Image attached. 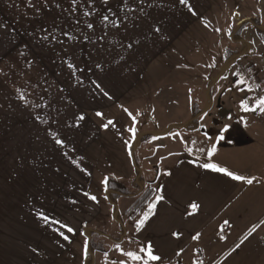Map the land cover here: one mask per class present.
<instances>
[{"label":"crops","instance_id":"0c3cea01","mask_svg":"<svg viewBox=\"0 0 264 264\" xmlns=\"http://www.w3.org/2000/svg\"><path fill=\"white\" fill-rule=\"evenodd\" d=\"M224 3L127 0L126 7L125 0H0V264H85L90 239L99 247L92 264H143L149 244L161 257L149 264H183L182 258L191 264H264V223L252 231L264 219V113L244 109L253 89L243 74L246 85L235 77L240 57L225 63V46L219 53L211 45L231 38L234 23L223 18ZM230 4L225 11L231 16L241 12ZM104 14L111 20L102 21ZM45 28L52 35L40 42L36 37ZM242 36L259 39L252 23ZM34 84L39 95H33ZM21 92L40 107L21 101ZM194 104L202 110L199 129L160 133L188 121ZM132 128L135 135L155 132L137 156L144 176L143 163L151 168L147 181L157 187L156 208L143 227L134 221L132 234L125 223V236L116 241L121 229L104 181L133 179ZM213 145L217 151L209 155ZM206 163L256 179L250 185ZM160 195L163 200L156 199ZM126 198L133 197L118 200L122 216ZM112 223L117 226L108 229ZM89 229L104 233L89 237ZM116 245L134 252L142 246L146 254L133 260Z\"/></svg>","mask_w":264,"mask_h":264},{"label":"rangeland","instance_id":"374dc122","mask_svg":"<svg viewBox=\"0 0 264 264\" xmlns=\"http://www.w3.org/2000/svg\"><path fill=\"white\" fill-rule=\"evenodd\" d=\"M224 2L225 3L222 6L224 9L223 10L224 12H221V13H223V18H227L230 21H233V23H234L233 26H237L243 20L254 18V17L258 18L260 20V22L263 21V23H264V0H224ZM230 2H231V4H230ZM228 3L230 4L229 6L234 5V7L235 6L240 7L241 12H234L233 15L231 16V10L225 11ZM246 15H252V16L248 17V18H244V16H246ZM249 24L250 23H248L247 25H249ZM250 31L251 30L248 29V31L246 32L247 36L250 35V33H249ZM229 39L231 40L232 38L229 37ZM229 39L226 36L225 43L220 42V43H215V44H211V45L216 46L215 48H216V50L218 49L219 53L224 51L223 47L225 46V49H226L224 51L225 59L227 56H231L228 53L229 50L233 54L236 52H242L243 55L238 56L240 58L238 59V61H236L237 63H235L234 69L237 66H240V69H241L240 72L243 69H246V71L248 69H250L251 71L248 70L249 71L248 74L250 76V79L248 80L245 77L247 82L251 81L253 86H255L256 84L254 83V80L257 84H259V82H258V80H259L261 82V85L259 84L260 88H257L255 86L256 91L257 92H264V41L260 37H259V39H256L255 37H252V36H250V39L254 42H252V41L248 42L246 40H245V42H241V41H236L234 39H232V41H230ZM229 47H231V48H229ZM237 48H239V49H237ZM233 58H235V57H233ZM225 63H228V62H226V60H225ZM240 72L238 74H236L235 77L239 78L240 83L242 85L243 84L246 85L247 83L245 82L244 79L241 78ZM211 85H209V93L210 94L212 93V86ZM253 86H251V88ZM253 92H255L254 89H253L252 93ZM233 93H234L233 101L235 103H237L238 99L236 97H237L238 93L236 91H234ZM251 94L248 96H251ZM261 97H264V94ZM222 102H224L225 104L228 103L227 100L222 101ZM200 110H201V108H200ZM201 113H202V110H201ZM199 122H200V117H199ZM179 124H182V123H179ZM209 124H211V123H209ZM181 127L174 128L173 130L180 129ZM140 159L142 160V157ZM143 168H144V174H145V176L143 175L144 176V184H145L144 188H145V190L141 189V191H140L141 193L138 196H132L133 198H131V199L130 198L123 199L121 201V204H120L129 234H132L134 231V227H135L134 221H138L140 216L145 214V212L149 209V206L151 204H153L152 200L155 198V196H156L155 194L157 192V187L155 185H152L150 182L147 181L151 178V175H152L150 172L151 168L146 163H143ZM132 180H133L132 177L130 178V176H128L124 180H120V181H124L129 189L135 190L136 188L132 186ZM150 188L153 190V192H150ZM149 192L151 193V195H149ZM127 203H129L128 204L129 207L126 209L125 206ZM262 223H264V219L262 220V222L260 224L255 226V229H253L252 231L257 232V230L262 226ZM116 226L117 225L115 223H112V226H110V227L107 226V227H108V229H112L113 227H116ZM113 240H115V239H113ZM131 245H133V244H131ZM141 249H144V248L142 246H140L139 249L137 250V253L144 258V255L146 254L145 249H144V251H141ZM180 252L183 253V251H180ZM182 262H183V264H191V262L188 261L186 258L185 259L182 258ZM168 263L171 264V260H169Z\"/></svg>","mask_w":264,"mask_h":264},{"label":"snow or ice","instance_id":"6c2138e0","mask_svg":"<svg viewBox=\"0 0 264 264\" xmlns=\"http://www.w3.org/2000/svg\"><path fill=\"white\" fill-rule=\"evenodd\" d=\"M28 2L31 4V3H32V0H28ZM47 2H48V0H45V3H47ZM70 2H71L72 5H76V4H77V0H70ZM89 2H90V3H94L95 0H89ZM144 2H145V0H140V4H143ZM180 2H181V3H184L185 0H180ZM105 3H107V0H105ZM33 6H34V5H33ZM125 6H126V7L128 6V5H127V0H125ZM56 7H57V8H61V5H60L59 3H56ZM108 11H109V12H112V9L109 8ZM140 11H143V9L140 8ZM69 13L71 14V9H69ZM91 14H92V10L86 11V12L84 13L85 16H90ZM112 15H116V13L112 12ZM124 19H128V16L126 15V16L124 17ZM110 20H111V17H110L108 14H104V15H103V17H102V21L107 22V21H110ZM111 22H112V24H113L114 26L119 27V24H117V21H116V20H112ZM77 23H79V21H77ZM86 26H87V28H90V29H91V28H94V24L91 23V22H86ZM104 26L107 27V24H105ZM77 30H79V29H77ZM156 30L159 31V29H156ZM14 31H15V30H13V32H14ZM41 32L43 33V35L38 36V37H36V38H37L40 42H46V41H48L49 36L52 35V34H51L46 28H45V29H42ZM63 35L68 36L69 33H68L67 31H63ZM53 38H55V37H53ZM70 38H71V39H78V37H76V36H71ZM84 39L87 40V39H89V37H88L87 35H85V36H84ZM101 39H103V37H101ZM128 47H129V48L132 47V44H129ZM23 48H24V49H27L28 46H27V45H24ZM20 55L25 56V58H27L28 53H27L26 51H21V52H20ZM30 66H31V65H30ZM96 66H97V67H100L99 64H97ZM68 67H69V69L71 70V69H75V68H76V65H75V63H72V64H69ZM78 70H79L81 73L83 72V68H80V69H78ZM90 70H91V69H89V71H90ZM3 71H4V70H3L2 68H0V73H3ZM49 87H51V85H49ZM257 87H259V86H257ZM44 91L47 92L48 89H44ZM60 91H61V92L63 91V88H62V87H60ZM33 95H39V85H38V84H34V85H33ZM105 95H107V93H105ZM40 98L43 99V96H41ZM19 99H20L21 101H24L25 103L29 104V105L32 106V107H36V108H39V107H40V105H39L38 103L33 102V101L28 97V95H27L26 92H21V93L19 94ZM242 104L244 105V109H245V111H250V110H251V111H255L256 108H258L260 112L264 113V97H260L259 99L256 100V102H255V107H254V108H249L248 103H247L246 101H242ZM46 106L50 107V106H51V102H48V104H47ZM97 115H102V113H97ZM129 115H131L130 112H129ZM36 118H37L38 120L41 119V117H40L39 115H37ZM79 119L82 120V119H84V117H83V116H80ZM133 120H135V117H133ZM45 122H47V121H45ZM111 123H113V122H112V121H109L108 123L104 124L103 127H104L105 129H107L108 126H109V124H111ZM226 130H227V129H226ZM131 131H132L133 135H135L136 129H135V128H132ZM220 139L223 140L224 137L221 136ZM55 143L60 144V145H63L64 141H63V140H60V139H55ZM208 151H209V155H212L213 153H215V152L217 151V148H216L215 145H213L212 148L209 149ZM203 167L213 169V170H215V171H217V172H224V173H226L229 177H232V178H234L235 180H247V183L250 184V185H251V184L254 182V180L256 179L255 177L248 178V177H245V176L237 175V174H235V173L229 171L227 168H224V167L219 166L218 164H209V163H206V164L203 165ZM57 171H59V169H57ZM169 174H170V173H169ZM104 183L107 184V179L104 181ZM91 199H92L93 201H96V200H97V197H96V196H91ZM156 199H157V200H163L164 197H163L162 195H160V196H157ZM191 207H192V208H197L198 205H196L195 203H193V204L191 205ZM155 208H156V204H155V203H153V204H151V205L149 206V211L146 212V213L144 214V216H143L142 219H139V220L136 222V226H137V228H141V227L144 226L145 222L149 219V216H150L151 214L154 213ZM39 216H40V218H41L42 220H44V221H46V222L50 221V218H49L46 214H44L43 212H41V213L39 214ZM56 223L59 224V223H61V222H60V221H56ZM225 223H228V222L225 221ZM64 227L67 229V232H68V233H73V232L75 231L72 227H70V226H68V225H64ZM59 234H60L61 236H63V238H64L65 240H68V239H69V237H68L67 235H65L64 232L61 231V232H59ZM195 238H198V236H197V237H194V239H195ZM116 248L121 252L122 255L127 256V257H130V258H132L133 260H137V261H139V260H142V259H143V257H142L141 255H139L137 252H134V251H125L123 248H121L120 245H116ZM141 251H144V249H141ZM84 255H85V256L88 255V246H87V243L85 244ZM106 255H107V254H106ZM159 260H161V257L158 256V255H154V254H153L152 246L149 244V245L147 246V259H143V264H149V261H159ZM119 264H127V262L122 260V261L119 262Z\"/></svg>","mask_w":264,"mask_h":264},{"label":"trees","instance_id":"16d2710c","mask_svg":"<svg viewBox=\"0 0 264 264\" xmlns=\"http://www.w3.org/2000/svg\"><path fill=\"white\" fill-rule=\"evenodd\" d=\"M248 23H252L255 27V31L258 34V36L264 41V27L261 25V22L258 18H250L243 20L239 25L233 26L230 31L231 38L236 40V41H241L245 42L244 37L242 36V31L245 28V26ZM228 53L231 56L226 57V62L230 61L233 57H238L243 55L242 52H236L232 53L230 50ZM201 115V110L197 104H194L193 106V114L192 117L185 123L182 124H174L171 127H169L166 131L160 132L162 135L169 134L173 131L174 128L177 127H185L187 130H196L200 127V122H199V117ZM153 131H148V132H142L138 133L135 135V138L133 139L131 145H130V153L134 165V171H135V176L132 180V186L135 187V190H131L128 188L126 183L124 181L117 180L113 177H108L107 178V184H105L106 187V194L109 199V201L113 205V213L115 219L118 221L120 229H121V235L119 237H112L116 241H120L124 236H125V220L121 214V211L119 209V204L118 200L122 196H138L142 190H145L144 186V176H143V171L137 156V149L139 145L142 142H145L152 138L154 136ZM150 192H153V190L150 188ZM149 192V195L151 193ZM149 209L147 210V212ZM91 232H99V233H104L101 230L97 229H89V233L87 232V236H91ZM88 255L85 256V264H92L94 261V254L97 248V244L90 239L88 241Z\"/></svg>","mask_w":264,"mask_h":264},{"label":"built area","instance_id":"2783aa9c","mask_svg":"<svg viewBox=\"0 0 264 264\" xmlns=\"http://www.w3.org/2000/svg\"><path fill=\"white\" fill-rule=\"evenodd\" d=\"M240 74H243L246 76V78L249 80L250 79V76L248 74V72L246 71V69H243ZM263 95V92H257L255 91L254 92V97H249L247 98V103H248V106L249 108H254V102L255 100L258 98V97H261Z\"/></svg>","mask_w":264,"mask_h":264}]
</instances>
